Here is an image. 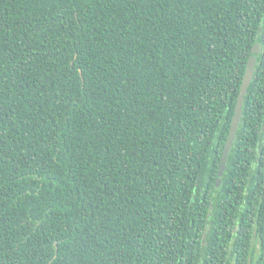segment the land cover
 <instances>
[{
	"label": "trees",
	"instance_id": "16d2710c",
	"mask_svg": "<svg viewBox=\"0 0 264 264\" xmlns=\"http://www.w3.org/2000/svg\"><path fill=\"white\" fill-rule=\"evenodd\" d=\"M0 264H264V0H0Z\"/></svg>",
	"mask_w": 264,
	"mask_h": 264
},
{
	"label": "water",
	"instance_id": "95a60500",
	"mask_svg": "<svg viewBox=\"0 0 264 264\" xmlns=\"http://www.w3.org/2000/svg\"><path fill=\"white\" fill-rule=\"evenodd\" d=\"M259 52V45L255 44L254 47L251 50V53L248 58L245 74L242 79V83L240 86V91L237 97L235 109H234V114L231 120L228 136L224 145L222 157H221V162L219 166V171H218V176L216 179V185L218 186L221 183V177L223 175V172L226 168V162L228 159V154L230 152V149L233 145L234 139H235V134L239 126L240 118L242 115V105L244 103V97L245 94L247 93V88L253 78L254 75V68L256 64V57Z\"/></svg>",
	"mask_w": 264,
	"mask_h": 264
}]
</instances>
